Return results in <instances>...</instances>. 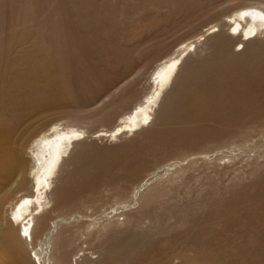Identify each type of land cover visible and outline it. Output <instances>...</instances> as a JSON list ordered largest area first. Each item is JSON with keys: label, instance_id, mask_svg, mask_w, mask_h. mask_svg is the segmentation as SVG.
Segmentation results:
<instances>
[{"label": "bare ground", "instance_id": "obj_1", "mask_svg": "<svg viewBox=\"0 0 264 264\" xmlns=\"http://www.w3.org/2000/svg\"><path fill=\"white\" fill-rule=\"evenodd\" d=\"M254 3L230 10L224 21L181 39L172 50L159 49L163 53L154 56L161 58L151 72L149 91L140 100L135 97L137 80H125L130 52L109 51L110 42L85 39L63 26L62 42L58 37L35 41L28 27L10 34L0 45V264H74L71 257L86 252L85 245L103 257L97 264H264V162L259 164L264 161V46L249 47L257 40L252 37L264 36V2ZM216 28L213 42H201ZM236 36L240 41L232 45L230 39ZM18 38L22 50L14 54L10 46ZM235 45H241L239 53L233 51ZM98 48L100 59L104 53L112 66L123 61L124 72L113 77L108 67L84 62ZM197 49L212 52L194 59L191 52ZM79 52L82 59L75 61L73 55ZM85 97L91 104L84 110L72 107L84 105ZM101 101L105 104L98 108ZM123 106L111 128L89 133L78 125L108 114L115 117ZM64 115L67 121L59 118ZM130 133L136 136L132 141L103 151L89 146L75 159L76 169L52 187L79 140L90 134L117 139ZM256 136L261 137L259 144ZM214 143L220 150L233 148L225 151L231 155L207 153ZM178 148L182 154L198 149L205 154L188 159L181 154L135 185L148 157ZM227 158L248 161L239 165L251 168H240L253 176L247 185L233 184L230 196L221 191L198 195L182 202L175 213L169 202L162 203L175 189L158 186L198 167L218 170L205 177L204 189H224L219 170L232 167L217 163ZM113 175L118 181H111ZM106 181L135 186L101 189ZM101 192L109 193L111 211L95 218L81 215L86 203L100 202ZM50 197L56 201L50 212L66 219L48 215L34 228V216L47 209ZM159 210L173 213L175 223L163 227L167 217ZM70 211L80 215L71 218ZM147 223L151 227L145 228ZM35 232L39 242L29 258L25 243H33ZM53 252L64 254L53 258Z\"/></svg>", "mask_w": 264, "mask_h": 264}, {"label": "rangeland", "instance_id": "obj_2", "mask_svg": "<svg viewBox=\"0 0 264 264\" xmlns=\"http://www.w3.org/2000/svg\"><path fill=\"white\" fill-rule=\"evenodd\" d=\"M262 1V2H261ZM263 4L264 0L260 1H250V0H0V45H4L8 42L10 34L14 31H21L23 28L28 27L27 32H30L33 35L35 41L37 40H48L49 38L58 37V41H64V37L62 33V26L66 28H71L78 33H80L84 38H95L94 41L110 42L108 47H106L109 51H128L130 52L129 61L132 63L128 78L125 80H137L136 87V96L138 99H142L145 94L148 93V89L150 86V76L153 68L160 61V57H154L155 54H158L160 50L163 51L165 48L171 47L170 50L175 48V44L178 43L181 39L190 38L192 35H196L198 33L205 32L209 25H213L215 22H222L225 20V15L231 10L233 12L235 9L251 4ZM254 7V6H253ZM256 7V6H255ZM20 8L19 11L17 9ZM264 8V6H263ZM123 11V13L121 12ZM238 12V11H237ZM237 12H234L235 14ZM28 13V14H27ZM232 13L233 15H235ZM123 15L122 17L120 15ZM125 14V15H124ZM56 18L57 20H53ZM114 21L119 24H115ZM213 23V24H212ZM117 25V26H116ZM17 27V28H16ZM180 27L175 34H167L172 29ZM221 31L228 33V28L223 29L220 28ZM218 32V28L213 29V32L208 34L205 39L201 42H213L215 40L214 34ZM211 32V30H210ZM231 30L229 34H231ZM189 36V37H188ZM231 38V37H230ZM256 38L257 40L249 46L250 48H254V46H264V36L260 35L252 37L251 39ZM166 39V41L161 44V42ZM244 39V38H243ZM255 40V39H254ZM231 44H237L240 39L239 36H236L230 39ZM22 39L18 38L16 41L11 43L10 49L17 54L22 50ZM163 46L162 48H157V46ZM98 49H94L93 54H91L90 58H86L84 62L91 63L92 61L102 65L104 68L109 69V73L114 77L116 74H120L124 72L125 63L120 60V63L112 66V63L109 60L104 59L101 60L98 52ZM160 49V50H159ZM199 50V51H198ZM242 50L241 45H235L233 47V51L239 53ZM4 51V49H0V52ZM9 51V50H8ZM97 51V52H96ZM158 51V52H157ZM160 51V52H162ZM191 55L194 59L198 57L197 54L200 55L202 53L203 56L207 54H211L212 49L210 51H200L197 49L196 51L192 50ZM82 52V51H81ZM81 52L73 55L74 60L77 61L81 58L79 55ZM110 53V52H109ZM163 53V52H162ZM83 54V53H82ZM76 58V59H75ZM82 59V58H81ZM80 59V60H81ZM75 61L73 63L75 64ZM104 61V62H103ZM111 64L108 65L109 62ZM106 62L107 66H106ZM112 67H111V66ZM141 72V73H140ZM74 77V76H72ZM136 77V78H135ZM139 77V78H137ZM90 79V78H89ZM84 84H89L87 79H84ZM85 93H75L74 96L76 98L83 96ZM81 95V96H78ZM61 97V96H59ZM87 98V99H86ZM59 99V98H57ZM90 97L83 98V104L74 105L72 107L82 108L84 110L85 107L91 104L86 100H89ZM105 100V99H104ZM105 102V101H104ZM103 102H99L97 107L100 108L104 104ZM71 103H67L66 107L72 109L70 106ZM123 110L116 113L115 117H111L108 115L102 118H94L92 121H87L84 123L78 124L89 133L102 131L103 129H108L113 127L116 124L117 117L124 112L126 106L122 107ZM91 109V108H90ZM88 110V109H86ZM119 114V115H118ZM64 121H67L68 115H64L59 117ZM47 122V121H46ZM136 136H133L132 133L121 135L117 139H109L106 136L93 137L92 134L81 139L75 145V150L71 159L66 161L61 169L60 176L56 182L53 183L52 187H57L61 185L65 178L70 175L75 169V159L80 160L83 157L84 153L87 152L89 146L95 148L96 151H103V149L108 148L110 146H117L121 144L128 143L132 141ZM261 141V137H254V142L258 144ZM217 144H211V146H207V149H210L207 153L215 152V154H219L218 157L231 155L229 153H225L226 150L229 151L231 148H217ZM87 147V148H86ZM239 146H235L234 148H238ZM85 148V149H84ZM213 149V150H212ZM233 149V148H232ZM231 149V150H232ZM178 150V151H177ZM80 152V153H79ZM181 149H175L171 152L168 151L160 152L157 156L148 157V161L146 162L145 168H143L142 172L138 174V179H136L135 185L138 183L137 181H143L144 178L151 174L154 170L161 168V166L170 163L173 159H181ZM79 153V154H78ZM206 153V154H207ZM82 154V155H81ZM204 149H198L197 151L188 152L182 154V159L192 158L194 155L203 156ZM214 154V153H213ZM171 155V156H170ZM212 155V154H211ZM191 156V157H190ZM80 157V158H78ZM166 157V158H165ZM246 157V156H245ZM67 159V157H65ZM263 159V158H262ZM261 159V160H262ZM169 160V161H168ZM207 160H210L207 159ZM259 160V161H261ZM168 161V162H167ZM252 161V159H251ZM264 161H261L259 164H262ZM248 161L241 160H230L229 158L224 160H219L218 165L220 167H232L231 169H221L219 172H222L224 178H222V187L224 189H213L212 187L203 188V183H208L205 180V177L210 176L214 172H218L216 168L212 167H198L197 169H192L186 173H180L172 177V179L166 180L162 185L158 186L159 189H175L172 193H170L162 203L169 202L168 206L175 208L173 212L175 213L179 206H182V202H191L193 199L200 195L203 197L208 196L209 194L214 193V191H221L222 195L230 196L232 193V189L230 188L233 184L241 183L248 184L253 176L249 173H244L240 168H247L246 171L251 170L250 166L246 167L243 165L239 167V165L246 164ZM157 164V165H156ZM187 164V163H186ZM254 167V166H251ZM155 168V169H154ZM157 168V169H156ZM243 168V169H244ZM204 169V170H203ZM209 170V171H208ZM224 170V171H223ZM146 171V172H144ZM191 171L193 173H191ZM206 173L203 174V172ZM202 172V173H201ZM219 173V174H222ZM121 172L117 175H120ZM196 174V176H195ZM116 175V174H114ZM112 176L111 181H118L116 176ZM122 175V174H121ZM120 175V176H121ZM144 175V176H143ZM183 175V176H182ZM192 175H194L192 177ZM203 175H205L203 177ZM214 175V174H213ZM143 176V179L141 178ZM146 176V177H145ZM184 177V179H183ZM188 178V179H187ZM195 178V179H194ZM198 179V180H197ZM215 179L219 180V177ZM169 181V182H168ZM174 183H173V182ZM106 181L104 182L101 189H113L116 187H128L129 189L134 188L132 183L128 182H118L120 185L110 186L107 185ZM123 183V184H122ZM171 183V184H169ZM187 183V184H186ZM127 184V185H126ZM110 186V187H109ZM202 186V187H201ZM178 187V188H177ZM157 188V189H158ZM227 188V189H226ZM156 189V188H155ZM191 192L188 194V192ZM199 191V192H198ZM229 192V193H228ZM209 193V194H208ZM228 193V194H225ZM99 200L97 204L86 203L84 210L81 215L87 214V217L94 215L97 217L102 213L109 211L113 203H109V193L101 192L99 194ZM177 197V198H176ZM172 198H174L172 200ZM197 198H195L196 200ZM103 202V203H102ZM109 203V206H108ZM107 204V205H105ZM106 207H105V206ZM159 206V204H156ZM154 205L153 207H156ZM56 206V201L49 199V204L46 206V210L41 213H37L34 216V228H37V225H41L48 215L56 217L58 214L51 213L52 209ZM103 206L105 208H103ZM174 206V207H173ZM96 207V208H95ZM87 209V211L85 210ZM172 209V210H173ZM111 211V210H110ZM141 211V210H140ZM71 218L76 215H80L77 212L70 211ZM96 212V213H95ZM91 213V214H90ZM99 213V214H97ZM158 213L167 217V221L164 220L162 223L163 227H168L175 223V219L172 218L173 213L163 212V210H159ZM70 214V213H69ZM42 215V216H41ZM89 215V216H88ZM170 215V216H169ZM41 217V218H40ZM171 217V219H170ZM44 218V219H43ZM57 219H66L63 217H56ZM70 218V219H71ZM69 219V218H68ZM119 221H123L124 217L119 216L117 218ZM166 221V222H165ZM173 221V222H172ZM36 223V224H35ZM166 224V225H165ZM132 226V225H131ZM146 227H151V223H147ZM167 235H158L157 237H166ZM37 238V239H36ZM39 242L37 232L33 234V243H25L26 254L29 256H33V250L37 246ZM85 245V244H84ZM79 246H81L79 244ZM80 248V247H79ZM86 252H80L77 257H71L72 262L78 264H97L103 258L99 255V253H95V250L87 251V246H83ZM78 249L75 247V253ZM103 253V252H102ZM56 254V256H55ZM60 252H53V258H57L62 256ZM76 259V261H75ZM71 262V263H72Z\"/></svg>", "mask_w": 264, "mask_h": 264}]
</instances>
